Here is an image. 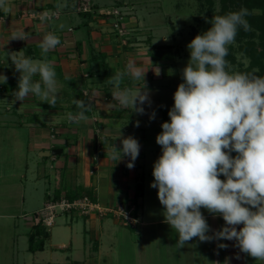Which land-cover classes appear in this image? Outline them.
I'll use <instances>...</instances> for the list:
<instances>
[{
  "label": "crops",
  "instance_id": "crops-1",
  "mask_svg": "<svg viewBox=\"0 0 264 264\" xmlns=\"http://www.w3.org/2000/svg\"><path fill=\"white\" fill-rule=\"evenodd\" d=\"M117 1L102 5L96 0H0V73L8 77L7 83L0 84V153L6 148L9 151L6 152L4 161L23 167L19 172H12L14 179L4 185L19 188L23 192L19 197L18 209L12 211L22 215V224L29 240L30 234L39 223L34 213L51 198L63 195L75 198L87 194L103 208L118 204L127 206L133 201L138 203L141 223L136 227L125 225L110 212L105 215L99 212L84 215L85 225L89 226V229L84 228L88 244L86 240H82L74 252L79 253L87 248L89 255L85 257L84 253H79L76 258L66 256V263L62 264H86L87 257L91 264H100L102 260L107 259V254L127 242L138 247L137 255L143 256L144 261L145 258L153 260L155 257L157 262L168 264L191 260L200 261V264H245L244 253L234 246L235 241L213 240L212 249L209 248L210 244H201L208 246L209 252L206 258L197 260L195 243L177 248V240L171 237V227L163 230L164 235L156 227L163 223L164 219L143 217L147 208L143 202L145 181L147 173L153 169L150 157L152 153L159 157L161 150L157 148L154 152L156 147H147L150 143H147L143 133L141 134L140 129L143 128H138V131L135 124L127 122V118L134 119L137 115L117 104L112 98L111 86L107 79L115 72L124 70L129 61L135 62L137 67L148 69L145 75V90L153 104L152 98L161 85L160 80L169 78V74L164 72L165 65L153 60L151 49L130 50L122 44L109 18L105 19L102 15L82 10V7L90 4L95 9L122 4ZM44 10H55L59 15L52 19H38L31 15V12ZM130 17L128 23L133 26ZM137 23L136 18L134 27ZM17 30L26 31L30 38L26 41L9 40ZM49 32L56 34L61 40L60 45L47 54V58L55 64L59 81V99L56 107L39 102L34 95H29L23 103H12V93L18 87L20 74L15 71L5 52L22 50L25 56L33 60L43 59L39 43ZM152 66L160 69L159 76L154 74ZM122 86L135 89L142 88L143 83L126 77ZM73 98L91 104L92 110L86 113L87 121L69 122L68 113L75 114L78 111L72 103ZM119 133L123 136H134L141 145L140 154L132 169L126 167L128 157H123L118 162L110 159L112 146H122L121 140L118 139ZM54 149H62V152L47 155V152ZM148 149L151 153L147 154ZM1 157L2 155L0 160ZM1 178L3 174L0 175ZM27 182L32 188L30 197H27ZM139 184L142 185L143 194L137 197ZM41 191L43 192L40 193ZM9 197L11 200L10 195L7 196L8 199ZM77 217H67V222L72 223ZM212 218L216 222L218 216ZM68 224L65 226L70 231H75L74 223ZM219 229L215 223L213 230ZM131 232L135 233V242L131 241ZM73 241L72 236L71 245ZM197 241L200 242L198 239ZM67 243V240H63L57 247L62 250L71 249ZM221 243L227 244L228 247H218ZM145 255L147 257H144ZM183 255L185 258L182 259ZM48 263L60 264L55 260Z\"/></svg>",
  "mask_w": 264,
  "mask_h": 264
},
{
  "label": "clouds",
  "instance_id": "clouds-1",
  "mask_svg": "<svg viewBox=\"0 0 264 264\" xmlns=\"http://www.w3.org/2000/svg\"><path fill=\"white\" fill-rule=\"evenodd\" d=\"M252 14L241 7L215 15L211 27L186 45L189 59L181 70L183 82L173 93L170 119L161 124L155 138L161 155L153 164L150 187L157 189L164 222L178 233L177 248L185 247L193 238L200 242L235 241L240 252L264 264V76L256 75V70L232 71L226 59L238 30L251 31L247 17ZM29 38L26 31L17 30L9 40ZM162 38L167 40L168 35ZM60 43L56 34H45L39 43L40 60L25 56L22 50L5 52L20 74L12 103H23L34 95L39 102L56 107L59 81L47 54ZM152 68L159 76L160 69ZM147 71L129 61L124 70L107 79L112 98L120 107L145 114L143 105H151L145 90ZM37 76L39 79H34ZM126 77L142 81L143 87H123ZM7 80L0 73V84ZM72 103L78 111L68 113L69 122L87 121L91 104L74 98ZM155 117L153 111L150 119ZM135 126L139 127V121ZM118 139L122 146H112L110 159L118 162L128 157L126 167L134 168L141 148L138 139L121 133ZM201 209L223 219L219 230L210 227ZM218 247L228 245L221 243Z\"/></svg>",
  "mask_w": 264,
  "mask_h": 264
},
{
  "label": "rangeland",
  "instance_id": "rangeland-1",
  "mask_svg": "<svg viewBox=\"0 0 264 264\" xmlns=\"http://www.w3.org/2000/svg\"><path fill=\"white\" fill-rule=\"evenodd\" d=\"M102 5L107 4L113 0H96ZM229 2V1H228ZM114 3V2H113ZM111 3L112 5H114ZM117 3H122L123 10L128 11L130 17V23H134L133 26L129 25V28L133 29L135 25V19H138L137 26L134 27L132 38H123L121 41L126 47L133 49L138 48L139 51H144L146 49L150 50L153 53L154 47H166L161 49L164 53L169 52L171 55L170 60L154 58L153 60L160 61L164 72L169 74V78L160 80L161 85L159 89L154 92L153 95V104L150 106L148 104L143 105L145 108V114L140 115L135 113L137 116L133 119L131 117L127 118V122H132L136 124L139 121V127L135 128L140 129L141 134L146 138V142L150 143L147 147L152 148L156 147L154 152H156L161 147L156 143V136L161 132V124L165 121H169L164 118V109H170L174 103L173 93L176 91L178 84L182 81L181 70L185 67L189 59V51L187 50L186 45L197 35L201 34L204 31L208 30L211 27V19L215 15H220L223 8L222 0H118ZM90 4V3H89ZM116 4V3H115ZM91 5V4H90ZM111 5V6H112ZM93 6V5H92ZM91 6V7H92ZM112 6V7H118ZM233 11H239V4L230 3ZM95 14H100L99 9H93ZM254 15L261 13L262 9L257 8L256 6L251 9ZM93 13V12H91ZM103 16V15H102ZM251 16V15H250ZM105 17V16H103ZM249 17V16H248ZM250 23V18H248ZM105 19H108L105 17ZM134 19V21H133ZM256 23V22H255ZM257 24V23H256ZM256 24L251 25V31L247 33L240 28L236 36V43L228 46L229 54L226 59L231 64L232 71L239 72H252L256 70V75L262 76V65L259 63V59L264 60V56L260 55L263 50V40L259 37L261 34V29L256 26ZM256 32L255 35L254 32ZM135 33V34H134ZM249 34V35H247ZM167 40L162 37H166ZM156 41V42H155ZM155 42V43H154ZM169 47V48H167ZM264 76V75H263ZM146 85V84H145ZM155 111L156 117L154 120L150 119L151 113ZM126 122V123H127ZM129 124V123H128ZM139 131V130H138ZM142 136V137H143ZM9 151L6 148L2 149L0 155H2L0 162V175L3 174V178L0 179V264H49L48 261H58L60 264L65 262V257L70 256L72 258L78 257V254H83V256L89 255L86 248L85 251H80L75 253L78 244H81L82 240H86L88 244V237L84 228L89 226L85 225V216L80 215L73 220V228L75 231H70L67 226V217L68 215H60L57 217L56 222L53 227L49 229L51 233V238L47 240L46 249L41 252L33 253L28 250L29 240L28 234L25 233V228L22 224V215L20 216L16 210L19 207V197L23 194L19 188H10L5 187V183L11 182L12 172H19L21 167L18 165H13V162L4 161L6 152ZM150 150H147V154L151 153ZM161 153V152H160ZM159 155V154H158ZM235 156V153H232ZM152 161L151 167H153L154 162L157 160L158 156L155 153L151 154ZM22 165V164H21ZM149 173V174H148ZM147 173L146 177V191L144 197V205L147 206L146 211L143 214L145 219L156 218L164 219L163 217V206L160 204L157 198V189L151 188L150 183L153 181L154 177L152 176V170ZM224 179L223 176L220 177ZM18 180V179H17ZM31 183V181H30ZM30 183L27 182V197L32 194V188ZM142 187V186H141ZM34 188V187H33ZM42 190V189H41ZM143 191V189H142ZM41 191L40 193H42ZM11 196L9 199L7 196ZM33 210V209H31ZM204 216L207 218L208 224L213 229L215 223L218 224L219 228L224 224V221L221 217L218 216L216 222L212 218L213 216L207 212V210L201 209ZM13 212V213H12ZM15 214V215H12ZM35 214V213H34ZM68 224V225H69ZM157 229L161 230V234H165L163 230H166L170 227L164 221L163 223L158 224ZM159 227V228H158ZM170 229V228H169ZM211 235V233L209 234ZM74 238V241L71 245V238ZM171 237L178 240V233L171 228ZM131 241L135 242V233L131 232L130 235ZM136 235V240H137ZM198 238H193L192 241L188 242L195 243L197 260L198 258H206L207 253L209 252L208 246L201 244H210V249H212L213 241L211 242H198ZM63 240L68 241V246L71 249L62 250L57 246L61 244ZM164 243L163 239H161ZM124 242V239H123ZM73 246V247H72ZM188 246V245H187ZM114 246V248H116ZM138 247H134V243H126L116 248V251L107 254V259L102 260L100 264H168V262H157L154 257L145 258L142 260L143 256H139ZM73 250V252L71 251ZM245 264H262V262L257 261L255 258L244 254ZM144 257H147L146 255ZM160 257L166 258L165 255H160ZM185 256H182V259ZM67 260V259H66ZM205 261V260H204ZM200 264V261H182L179 263L171 264ZM86 264H91L87 257ZM97 264V263H92ZM99 264V263H98ZM204 264V263H203ZM205 264H208L205 262Z\"/></svg>",
  "mask_w": 264,
  "mask_h": 264
},
{
  "label": "built area",
  "instance_id": "built-area-1",
  "mask_svg": "<svg viewBox=\"0 0 264 264\" xmlns=\"http://www.w3.org/2000/svg\"><path fill=\"white\" fill-rule=\"evenodd\" d=\"M93 7L90 5H85L82 10L87 12H94ZM100 14L109 18L111 20L112 28L116 34L123 40V38H132V30L128 26V17L130 16L128 11L123 10V6L110 7L98 10ZM33 17L42 19V17H47V19H52L59 15L58 11H39L31 12ZM136 32V31H134ZM135 34V33H134ZM94 212H99L102 215L107 213H112L119 220L123 221L125 225L138 226L141 223L140 211L138 208V203L133 201L129 205L118 204L112 207L103 208L100 203L89 195L84 194L79 197L69 198L63 195L59 198H51L47 200L42 208H40L35 216L38 218L39 222L43 224L48 230L54 226L56 219L60 215L79 216V215H91Z\"/></svg>",
  "mask_w": 264,
  "mask_h": 264
},
{
  "label": "trees",
  "instance_id": "trees-1",
  "mask_svg": "<svg viewBox=\"0 0 264 264\" xmlns=\"http://www.w3.org/2000/svg\"><path fill=\"white\" fill-rule=\"evenodd\" d=\"M223 1V8L221 10L220 15H226L227 13L231 12L232 7L230 6V3L232 2L233 4H239V10L241 7H245L248 8L250 11L253 7H257V8H261L262 11L259 14H252L251 16H249L248 18H250V24H256V26L258 28H260L261 34H260V38L263 40V47H264V0H222ZM229 1V2H228ZM256 22V23H255ZM254 34L251 33V35H255L256 32L253 31ZM238 33H240V31H238ZM247 33V32H246ZM249 35V34H247ZM166 47H158L155 46L154 47V52H153V58H162L164 60H170L171 55L169 54V52L164 53L161 49H165ZM169 48V47H167ZM260 55L264 56V48L262 50V52L260 53ZM259 63L260 65H262V76L264 75V60H262L261 58L259 59ZM164 113V118L169 120V116H168V109H164L163 110ZM142 185L139 184L137 187V197L142 196L143 191H142ZM84 195V194H82ZM82 195H78L82 196ZM59 198V197H57ZM139 208V205H138ZM50 237V231L40 222L35 226V230L30 234V238H29V250L32 252H36V251H41L45 249V243L46 240L49 239Z\"/></svg>",
  "mask_w": 264,
  "mask_h": 264
},
{
  "label": "water",
  "instance_id": "water-1",
  "mask_svg": "<svg viewBox=\"0 0 264 264\" xmlns=\"http://www.w3.org/2000/svg\"><path fill=\"white\" fill-rule=\"evenodd\" d=\"M62 152V149H54L51 152H47V155L50 154H60Z\"/></svg>",
  "mask_w": 264,
  "mask_h": 264
}]
</instances>
